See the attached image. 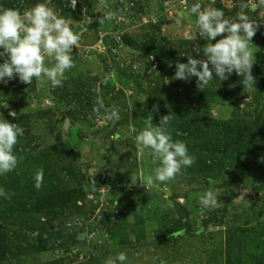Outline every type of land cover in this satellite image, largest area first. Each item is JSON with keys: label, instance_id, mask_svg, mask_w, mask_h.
Here are the masks:
<instances>
[{"label": "rangeland", "instance_id": "obj_1", "mask_svg": "<svg viewBox=\"0 0 264 264\" xmlns=\"http://www.w3.org/2000/svg\"><path fill=\"white\" fill-rule=\"evenodd\" d=\"M37 3L81 39L62 86L0 82V114L24 130L14 147L17 167L0 175L12 194L0 197V264H104L120 252L124 264H264V88L243 87L235 72L222 81L213 73L203 91L196 77L173 79L177 63L203 58L210 43L181 8L199 3L233 22L243 11L260 24L250 48L252 75L264 80L259 0H77L75 8L70 0H30L21 13ZM96 108L100 116L118 110L119 120L99 118ZM149 113L155 126L172 115L167 131L194 163L173 181L132 185L131 176L144 180L156 167L135 143ZM209 190L219 202L202 207L198 195Z\"/></svg>", "mask_w": 264, "mask_h": 264}, {"label": "clouds", "instance_id": "obj_2", "mask_svg": "<svg viewBox=\"0 0 264 264\" xmlns=\"http://www.w3.org/2000/svg\"><path fill=\"white\" fill-rule=\"evenodd\" d=\"M76 4L77 0H70L73 8ZM259 6H264V0H259ZM247 7L246 4L241 5L242 9ZM256 8L257 5L253 4L252 11ZM186 13L196 16L195 27L199 35L210 43L202 48L203 58L188 56L187 63H177L173 79L187 81L196 77L197 89L203 91L207 89L213 73L222 81L235 72L243 77V87L251 88L256 84L252 75L253 53L250 44L260 24L252 21L243 11L237 14V21L233 22L225 18L221 9L211 6L202 8L199 3L193 4ZM218 37L222 38L217 40ZM80 39L68 20L58 17L44 3H37L23 13L13 8L0 9V59H3V63H0V82L7 83L18 77L20 82L30 85L35 78L37 81L47 79L53 88L62 86L65 73L75 67L72 53L74 48L79 47ZM46 57L52 61L50 67L45 66ZM44 103L50 101L45 99ZM94 111L101 119L119 120L116 109L104 116H100L99 108ZM152 111L157 112L158 106L153 105ZM9 115L13 119L17 116L15 111H10ZM171 119L172 115H164L159 120V126H155L152 113H149L144 120L145 127L135 135L138 151L143 154L149 150L156 167L144 180L131 176L132 185L137 180L143 186L145 183L158 186L173 181L182 168L191 167L194 163L187 145L179 140L173 141L168 133ZM129 131L135 133L137 130L130 126ZM23 134L24 130L17 123L9 122L0 114V175L10 173L17 167L14 147ZM261 159L264 162V158ZM34 178L35 187L39 189L43 182V169H38ZM11 195L0 187V197L11 199ZM218 202L211 190L198 195V203L202 207H215ZM86 236L87 233H84L77 239L83 240ZM126 260V254L120 252L108 257L104 264H124Z\"/></svg>", "mask_w": 264, "mask_h": 264}, {"label": "trees", "instance_id": "obj_3", "mask_svg": "<svg viewBox=\"0 0 264 264\" xmlns=\"http://www.w3.org/2000/svg\"><path fill=\"white\" fill-rule=\"evenodd\" d=\"M25 1H30V0H0V2L2 3L3 5V8L6 9V8H13V9H18L20 12H21V8H22V5ZM35 0H31V3H33ZM131 51V50H129ZM239 83H241L242 80H238ZM256 85H258L259 87L261 88H264V80H259V81H256ZM259 125H260V128L259 130H262L264 129V118L263 120H259L258 121ZM222 124H224V126H227V128H229V122H223ZM243 127H241L242 129ZM244 132L246 131H250L251 129H248L244 126V129H242ZM256 137L253 136L252 139H250V148L254 149V141H255ZM246 142H249V138H246L245 139ZM235 147L239 150L240 149V145L238 143L235 144ZM229 179L233 180V174H230L229 175ZM199 232H203V231H199ZM196 232H193V234H195Z\"/></svg>", "mask_w": 264, "mask_h": 264}, {"label": "built area", "instance_id": "obj_4", "mask_svg": "<svg viewBox=\"0 0 264 264\" xmlns=\"http://www.w3.org/2000/svg\"><path fill=\"white\" fill-rule=\"evenodd\" d=\"M184 3V2H183ZM181 8H184V10L186 11V12H188L189 10H188V8L186 7V5H183ZM187 8V9H186ZM168 10V9H167ZM166 10V11H167ZM140 19L141 20H143L144 19V16H140ZM134 23H137V21L136 20H134ZM113 30L115 31V33H117V30H115L114 28H113ZM117 39H119L118 37H116Z\"/></svg>", "mask_w": 264, "mask_h": 264}, {"label": "water", "instance_id": "obj_5", "mask_svg": "<svg viewBox=\"0 0 264 264\" xmlns=\"http://www.w3.org/2000/svg\"><path fill=\"white\" fill-rule=\"evenodd\" d=\"M249 193H251V192L250 191L243 190V191L240 192V195L242 196L243 194H249ZM241 196L239 197V199L241 198Z\"/></svg>", "mask_w": 264, "mask_h": 264}]
</instances>
